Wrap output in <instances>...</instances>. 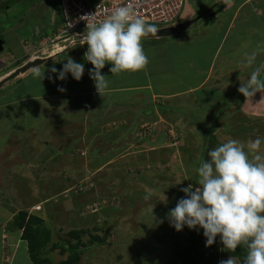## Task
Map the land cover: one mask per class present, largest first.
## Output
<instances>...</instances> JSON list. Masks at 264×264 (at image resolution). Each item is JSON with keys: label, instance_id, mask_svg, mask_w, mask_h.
Segmentation results:
<instances>
[{"label": "rangeland", "instance_id": "rangeland-1", "mask_svg": "<svg viewBox=\"0 0 264 264\" xmlns=\"http://www.w3.org/2000/svg\"><path fill=\"white\" fill-rule=\"evenodd\" d=\"M41 5L47 7L40 0H9L6 8L0 10V17L8 15L10 24L18 26L25 16L34 19L33 6L38 10ZM224 5L223 0H188L186 4V10L194 11L193 18L203 14L197 26L188 31L194 39L199 33L194 42L198 53H209L207 49H214L217 41L222 44V58L217 63L220 72L208 87L216 91V99L226 97L230 101L231 111L218 113L220 116L214 118L216 127L211 126V110L207 108L211 99L202 106L185 107L186 113L184 108H178L173 114L163 111L160 118L141 120L135 134L130 126L138 108L146 109L153 98L125 109L123 105L102 104L106 97L83 95L85 87L81 89L82 83H78L72 94L77 99L72 104L57 107L50 102L38 106L32 76L13 79L12 88L16 90L29 84L30 99L22 98L21 104L3 103L9 99V93L0 96V264H33L27 242L21 237L22 230L14 223V216L21 210L42 217L53 232L52 242L46 248L51 249L60 238L77 244L81 252L77 264L162 263L171 260L174 252L187 242L190 233L186 226L177 231L167 214L185 197L181 188L189 184L198 186L197 165L207 132L213 131L221 142L236 139L246 144L250 139L264 138V91L263 95L257 96V92L249 98L239 92L254 68L264 63L261 51L255 65L240 68L245 53L264 48V0H230L229 10L218 15ZM228 24L232 27L227 28ZM20 28L25 37L32 34L31 23ZM12 30H3L0 77L21 62L56 53L65 45L64 52L58 55L74 53L68 50L72 47L69 42L42 44L48 32L44 37H31L24 48L21 38ZM224 31L227 33L222 40ZM19 55L20 60L15 61ZM190 60L198 62V58ZM223 60L232 63H221ZM85 76L89 77L87 71ZM182 96L185 95L176 100L179 104ZM165 100L170 103L175 97ZM62 109L71 113L63 114ZM192 113L199 116L200 123L191 118ZM63 115L77 119V127L72 126L82 130H66L69 122L62 119ZM74 140L80 143L74 145ZM73 145L78 151L67 154L65 149ZM148 191L153 195L145 200ZM93 235L100 239L93 241ZM50 252L58 255L57 263L66 261L63 259L69 255L59 249ZM229 258L222 257L220 261Z\"/></svg>", "mask_w": 264, "mask_h": 264}, {"label": "clouds", "instance_id": "clouds-1", "mask_svg": "<svg viewBox=\"0 0 264 264\" xmlns=\"http://www.w3.org/2000/svg\"><path fill=\"white\" fill-rule=\"evenodd\" d=\"M223 4L230 6V0H223ZM94 16L95 14L85 17ZM68 25L71 27L72 22L69 21ZM158 29L155 23L139 16L132 3L116 7L101 21L87 22V29L80 45H88L84 59L94 66L88 69V75L95 82L99 93L103 94L109 87L107 75L102 73L107 64L112 65L110 72L113 75L135 72L147 65L148 56L142 41L149 35H157ZM56 31H52V34ZM261 51H264V48L258 47L251 53H245L240 68L246 69L255 65ZM62 52L64 50L58 51L56 55ZM49 55L43 57L48 58ZM29 60L5 72L0 79ZM66 60L67 63L63 64L62 69L51 67L50 72L53 75L48 78L53 83L56 79L66 80L69 73L75 80H82L85 65L71 57H67ZM31 75L34 78L44 79L45 69L33 66ZM59 91L64 92L66 89L60 87ZM259 91H264V63L256 66L248 80L239 88V92L247 98L254 97ZM262 146H264V138L250 139L246 144L236 139H228L209 150V159L206 162L202 161L198 168V186L189 184L181 188L185 197L180 198L176 206L167 214L171 225L177 231H182L185 226L192 230L203 229L206 246L215 244L217 237L227 250L235 251L240 246H246L248 253L244 264H264V147ZM152 195L153 193L148 191L145 200H149ZM152 211L154 212V209ZM220 264H237V261L231 256L229 259L221 260Z\"/></svg>", "mask_w": 264, "mask_h": 264}, {"label": "crops", "instance_id": "crops-1", "mask_svg": "<svg viewBox=\"0 0 264 264\" xmlns=\"http://www.w3.org/2000/svg\"><path fill=\"white\" fill-rule=\"evenodd\" d=\"M8 1L9 0H0V10L6 8L5 6ZM40 1L45 3L47 7L41 5V7L36 10L35 6H33L32 10L33 13H35V18L32 19L25 16L24 18H22L18 26L10 24L11 20L9 19L8 15L6 17H3L2 15L0 17L1 34H3V30L5 32H8L9 30L13 29L12 33H14V35H16L17 37L21 38L20 40L22 42V46L26 48L25 44L29 41L31 37L37 39L38 36H41L46 32H52L56 29H59L63 24V11L60 0ZM228 10L229 6L227 7V5L225 4L222 7V11L218 15H220L222 12L226 13V11ZM186 11H188V9ZM186 11L185 14L187 13ZM193 12L190 13V11H188V13L186 14L187 16H185L184 14L185 20L193 18ZM21 17L22 16H20V18ZM222 17L223 15L221 16V18ZM30 23L32 27V34L28 37H25V34L22 33L20 27L23 25H29ZM231 27L232 26L230 24L227 25V28ZM188 31H190V29L169 37L144 38L142 43L144 50L148 56L149 62L141 70L135 72H123L118 75H113L110 72V68L112 67V65L107 64L102 70V73L107 75V79L110 83L109 87L105 89L103 94L99 93L95 86V82L90 77L87 76V78L85 74L82 80L80 81L75 80L70 73L68 74V78L64 81L56 79L55 83H53V81L48 78L50 75H53L50 72L51 67L55 66L56 68H58V66H61L63 68V64L67 62V57H71L77 62L83 63L85 65V71L87 72L88 69L93 68L94 66L84 59V54L88 48L87 44L81 46H78L79 44H76L70 47L68 50L74 53H71L70 55L67 54V56L56 55L58 52L50 54V57H48L49 60L51 59L50 62L47 61V59L42 65L38 66L42 70L45 69L44 79L34 78L31 75V69L18 77L25 79L29 76H32L31 81L36 82L37 87L36 92L34 94V100H36L38 106L46 104L50 105V102H53V104L57 105V107L58 105L68 106L72 104V100L77 99V97H73L72 94L76 92L75 87L78 86V83H82L81 89L85 87L84 89L85 91H87H83V95L87 93L88 96H90L91 98H98L101 96L106 97L107 101L104 102L103 100L101 103H107V105L117 104L120 106L123 105L124 107L133 103L141 105L144 99L153 98L150 103L154 105L163 104L167 107L171 105V107L180 108L188 107L189 105L194 104L196 106H202L201 104L204 103L205 100L211 99L210 102L212 103L213 101L217 100L216 97H219L217 96L218 94H216V91L214 89H209L208 85L212 84L211 82H213V77L215 75H218L217 73L220 72L221 67L218 68L217 63L219 62V59L222 58L221 56L223 52H220V50L222 51L223 49L220 47V45H222L221 41H217V43L213 45L215 46L214 49H212L213 47L207 49V52L209 53L204 52L199 54V49H197V46L194 43L195 40L198 38L199 33L196 32V39H194V36H192V34ZM224 33L225 35L222 40H224L227 32L224 31ZM17 34H19V36ZM191 48L192 51H190ZM65 49L66 48L64 47L63 50ZM21 55H19L18 58L15 59V61L19 60ZM64 56L66 58H64ZM205 57L206 59H204ZM194 58H198L197 64L194 63V60H190ZM225 61H229V63H232L231 60H223L221 63H224ZM230 65L231 64H229L228 66ZM17 78H15L14 80H16ZM13 82V80H10L0 88V96H2L6 91L9 93V99L2 102L21 104L23 102V99H30L29 84L22 86L21 90H16V88H12L14 85ZM60 87L65 88L66 91H59ZM235 93H238V91L236 90ZM260 94L263 95V92L259 91L257 96H259ZM110 95H113L112 98H110ZM181 95L185 96H182V103L179 104V102H176V100H180L179 96ZM173 97H175V101L166 103L165 98L169 99ZM224 98L226 99V97ZM224 98L220 97L218 99ZM236 104L238 105L237 102ZM244 104H248L247 100H244ZM126 108L127 107H125V109ZM244 109L246 110V108ZM142 111V108H138V113L135 116L136 118H134L133 124L132 126H130V129L132 127L131 130H133L135 134L136 130L138 129V126L136 125V123L138 122L137 120H142L139 117ZM60 112L63 114L71 113L70 110L67 109H62ZM125 112L129 111L126 110ZM157 112L159 115L158 118H160V112L163 111ZM100 117L102 118L103 116ZM72 118L73 116H69V118L65 117L64 115L62 116V119L69 122L65 125V127H67L66 130H72V133H77V131H81L82 129L75 128V126L77 127V119ZM72 124H74L75 126L73 127ZM91 125L89 124V126ZM69 126L71 127L68 128ZM84 129L87 131L88 128Z\"/></svg>", "mask_w": 264, "mask_h": 264}, {"label": "trees", "instance_id": "trees-1", "mask_svg": "<svg viewBox=\"0 0 264 264\" xmlns=\"http://www.w3.org/2000/svg\"><path fill=\"white\" fill-rule=\"evenodd\" d=\"M180 109V107H170L163 104L149 105L146 109L140 113L139 117L142 120H149L150 118H158L157 111H164V112H171L175 113V110ZM184 113L187 112L185 107ZM210 111V119L213 123L211 126L216 127L217 116H220V112H223L225 109L227 111H231V105L226 99H217L216 101L212 102L211 106L207 107ZM186 111V112H185ZM204 113V108L203 112ZM191 118H195V121L198 119L197 123H200L199 116L196 117L195 113H192ZM203 118H206L204 115ZM215 118V119H214ZM186 120L189 119L188 116L185 117ZM214 120V121H213ZM138 121V122H137ZM136 125L140 123L141 120H137ZM215 122V125H214ZM215 130V129H214ZM206 142L203 150V154L201 158L198 160V168L201 165L202 161H207L209 159L208 152L212 148H215L217 145L222 143L216 134H213V131L207 132ZM76 145L80 143V140H74ZM69 148V150L65 149L67 154H70L71 151L74 153L76 150L75 146ZM78 147V146H77ZM61 149L58 150L60 152ZM173 209V208H172ZM14 223L18 230H22V238L25 242H27L29 256L33 262V264H43L48 262V264H77L80 260V249L78 248L77 244H73L71 241L66 239H61L60 241L51 249L46 248L45 246L47 243L52 242L53 232L51 229L46 225L45 220L38 216V215H29L27 211L21 210L14 216ZM187 231L190 233V236L187 242L180 247V249L174 252L173 257L171 260H167L162 263H155V264H220V259L222 257H235L240 260V264H244L245 258L248 253V249L246 246H240L235 251L224 249L223 244L220 242L219 237H217V242L212 246H206V237L203 235V229L199 230H192L186 226ZM93 241L100 239L99 236H91ZM98 237V238H97ZM59 249L62 254L69 253L67 256L66 261H62L61 263H57L56 257L57 254H51V250ZM51 254V255H50ZM62 260V259H61Z\"/></svg>", "mask_w": 264, "mask_h": 264}, {"label": "built area", "instance_id": "built-area-1", "mask_svg": "<svg viewBox=\"0 0 264 264\" xmlns=\"http://www.w3.org/2000/svg\"><path fill=\"white\" fill-rule=\"evenodd\" d=\"M63 10V24L53 34L47 36L46 44L69 42L74 46L81 42L87 29V22H98L107 18L119 6L134 5L139 16L155 23L159 28L176 25L185 20L184 14L188 0H60ZM94 17H85L94 15ZM69 21L72 26L69 27ZM58 46V45H54ZM66 47V45L64 46Z\"/></svg>", "mask_w": 264, "mask_h": 264}, {"label": "water", "instance_id": "water-1", "mask_svg": "<svg viewBox=\"0 0 264 264\" xmlns=\"http://www.w3.org/2000/svg\"><path fill=\"white\" fill-rule=\"evenodd\" d=\"M213 6H216V4H214ZM212 6V7H213ZM220 9L217 10V12H219ZM215 12V13H217ZM214 15V14H212ZM203 16V14H200L194 18L191 19H187V20H183V22H180L176 25H172V26H168V27H164V28H159L157 35H149L148 37L145 38H159V37H169V36H174L176 34H179L183 31H186L188 29L194 28L197 26V22L199 21V19ZM41 58H44L41 59ZM48 58L46 57H37L34 59L29 60L27 63H25L23 66H21L20 68L14 70L13 72H11L10 74H8L7 76H5L4 78L0 79V88L8 81L14 79L15 77L27 72L28 70L32 69L33 66H40L42 65Z\"/></svg>", "mask_w": 264, "mask_h": 264}, {"label": "flooded vegetation", "instance_id": "flooded-vegetation-1", "mask_svg": "<svg viewBox=\"0 0 264 264\" xmlns=\"http://www.w3.org/2000/svg\"><path fill=\"white\" fill-rule=\"evenodd\" d=\"M1 33V32H0ZM2 34H0V36H1ZM1 38H2V36L0 37V41H1ZM3 39V38H2Z\"/></svg>", "mask_w": 264, "mask_h": 264}]
</instances>
